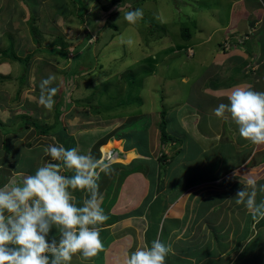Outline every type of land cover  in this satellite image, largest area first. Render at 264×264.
Returning <instances> with one entry per match:
<instances>
[{
    "label": "rangeland",
    "instance_id": "1",
    "mask_svg": "<svg viewBox=\"0 0 264 264\" xmlns=\"http://www.w3.org/2000/svg\"><path fill=\"white\" fill-rule=\"evenodd\" d=\"M234 1L0 0V49L12 44V50L20 58L31 54L25 66L0 55V104L10 101L12 107L16 105L17 111L5 109L13 114L16 124L20 117L22 124L49 127L48 133L37 132L44 135L41 143L45 145L57 139L65 148L78 147L82 153L91 149L92 156L98 148L101 149L97 151L99 159L124 164L142 156V160L147 159L146 167L142 168L148 172L151 191L161 180L163 184L165 180V186L170 189L180 182L188 188L196 182L194 177L210 178L212 171L220 166L216 160L239 159L234 145L222 139L239 142L241 154L248 150L239 133L236 142L233 133L228 135L234 123L230 116L224 119L214 115L213 109L220 103H228V94L209 103L194 90L202 80H208L213 70L231 65L232 79H242L244 75L247 81L255 80L254 84H261L260 78L264 80V16L256 25L247 15H238V20L229 17L232 6V13H241L245 7L255 9L252 13H256L264 10V3L245 6L244 1ZM138 8L143 10L141 20L135 24L124 20L126 12ZM257 33L260 37L256 41ZM54 48L56 52L48 51ZM76 65H81L78 72H75ZM243 65H247L246 68L251 65L248 75H241L245 70ZM257 65H262L260 70H256ZM71 70L74 73H70ZM255 70L258 74L261 72L260 78L256 77ZM49 74L56 77L50 85L58 89L54 100L62 99L56 106L59 113L62 110L58 118L56 104L48 110L39 101L40 82ZM220 74L223 79L228 78L225 68ZM190 101L197 102V109ZM66 103H69L67 107ZM162 108H166L168 134L184 139L183 165L173 162L177 160L176 150L183 144L173 147L170 142L159 139L157 122ZM181 114L188 129L185 125L183 128L184 122L179 120ZM196 114L199 116L195 117ZM235 127L238 128L236 124ZM18 130L12 128V133ZM21 130L37 131L32 125ZM205 135L222 139L204 142L205 145L213 142L204 147ZM126 137L134 148L124 147ZM5 142L0 145V155H17L14 154L17 144ZM44 148L37 146L22 153L21 167L34 174ZM110 149L115 155L104 158L103 153ZM162 151L166 156L159 162L157 157ZM221 165L225 166L226 162ZM3 166L8 172L12 171L13 176L17 174L14 169L19 165L16 163L14 167L7 163ZM188 170H193V174ZM104 177L101 175V183ZM173 194L175 196L177 190L174 189ZM148 198L155 199L151 193ZM159 199L152 202V209ZM150 228H153L152 223ZM225 237L222 233V238Z\"/></svg>",
    "mask_w": 264,
    "mask_h": 264
},
{
    "label": "crops",
    "instance_id": "2",
    "mask_svg": "<svg viewBox=\"0 0 264 264\" xmlns=\"http://www.w3.org/2000/svg\"><path fill=\"white\" fill-rule=\"evenodd\" d=\"M239 1H244L245 6L252 3L258 4L262 1V4L264 3V0H235L234 3ZM232 10L229 17L232 16L238 20L240 19L239 16L244 15L243 17H245L247 15L248 19L253 16L255 19L251 21H255V25L264 16L263 9H260L259 13H252L255 9L246 7L242 11L243 13H240V11L232 13ZM257 17H259L258 20ZM252 27L254 28V26ZM259 37L257 33L255 35L256 41L259 40ZM243 66H245V70L241 67L243 70L241 75H248L252 69L251 65L248 68H246L247 65ZM261 67L262 65H257L256 70H260ZM224 68L227 79H223L224 76L220 74ZM223 69L213 70L211 76H208V80L206 78V80H202L201 83L197 84L194 89L196 94H200L210 103L220 100L227 94L229 95L237 86L251 87L255 91L264 92V80L260 78L261 72L258 74V71L255 70V74L258 75L256 77L260 78L261 84H254L255 80L249 79L250 81H247V77H244V75H242V79H232L231 73L234 74L233 65L223 67ZM192 103L196 108L197 102L190 101V104ZM15 107L10 105V101L3 105L0 104V111H2L0 112V145L2 142L9 141L11 144L15 142L18 147L17 152L14 153L17 155H0V187L15 185L17 182L20 183L25 176L32 175L29 169L21 167L22 153L29 152L33 148L36 149L37 146H47L41 143L44 135H39L37 131L34 133H31V131L23 132L21 128L24 124H22L23 121L20 117L17 118L19 122L16 124L13 114L5 110L10 108L17 111ZM199 110L198 112H201V108ZM198 114L200 115V113ZM198 114L195 117H198ZM207 115L212 116L210 112H207ZM200 117L203 118L201 115ZM180 119L184 122L183 128L185 125L188 129L187 122L182 114L179 115ZM202 125L204 124L202 123ZM231 126L232 130L229 129L227 132L228 135L233 133V139L236 142V134L239 133V129L235 127L234 123H231ZM12 128L19 130L16 134H13ZM211 128L213 129V127ZM208 136L205 135V139H202L204 147L222 139L219 137L215 140L212 136L211 138ZM212 139L215 141L211 142L210 145L204 144V142L207 143ZM226 139L222 140L230 146L234 145V151L239 155V159L236 161H221L222 163L226 162L225 166L221 165L219 160H216L220 163V166L212 171L210 178L197 179L194 177L193 179L196 182H193L194 184L188 188H185L180 182L179 186L177 185L174 188L177 190L175 196L173 194L174 189L165 186V180L164 184L161 180L156 185V189L153 186L154 189L150 190L147 179L148 172L144 169L146 161L135 164L134 168L132 166L128 167L129 170L120 166L113 167L112 163L115 162H110L113 165V174L105 175L101 173L102 178L105 177L102 183L99 181L100 193L104 202V205H102L101 201V207L109 217L100 226V237L104 244V250L90 259H85L82 254L77 253L73 256L70 264H124V260L128 255L138 248L151 247L152 241L156 239L172 247L173 251L166 257V264H264V219H254L252 210L244 204L236 203V193L246 186L248 179L254 178L259 184H264V144L257 145L244 140L243 144L248 146V150L241 154L239 151L241 144ZM60 140L64 141L62 137H60ZM59 142L55 139L52 143ZM97 149H94L96 151L94 157L99 159L100 154L97 151L100 152L101 149ZM181 149H184V144L176 150L175 155L180 152L182 158L173 161L174 165L185 164L183 159L185 153ZM111 150L113 149L108 150L106 155V152L103 153L104 158L112 154ZM118 150L123 151V149ZM92 151L90 149L88 153L92 155ZM112 155H115V152ZM49 162L59 163L52 161L51 157L45 155L43 150L38 168ZM154 162L158 164V161L155 160ZM6 163L13 167L15 163L19 165L18 169H14L17 174L13 176L12 171L8 172L3 166ZM140 164L144 166L143 169L142 166L138 168ZM144 170L147 174L143 172ZM61 171L65 175L73 174L71 170L65 169L63 166ZM188 172L193 174V170H188ZM150 193L155 199H147ZM73 195L76 198L77 205L81 206L83 199L88 194L75 190ZM156 198L160 199L156 202V207L152 209V202ZM261 200H264V194L258 192L256 202L259 203ZM150 223L153 224L151 230L149 229ZM259 231L260 235H258ZM222 233L227 237L222 238ZM52 236H55L57 240L59 239V232L56 228L53 229L49 238L51 239Z\"/></svg>",
    "mask_w": 264,
    "mask_h": 264
},
{
    "label": "clouds",
    "instance_id": "3",
    "mask_svg": "<svg viewBox=\"0 0 264 264\" xmlns=\"http://www.w3.org/2000/svg\"><path fill=\"white\" fill-rule=\"evenodd\" d=\"M142 18L139 8L124 14L129 24ZM55 80V75L49 74L40 82L39 101L48 110L55 104L58 89L50 87ZM227 100L213 109L214 115L224 119L230 116L242 138L264 144V92L237 86ZM44 153L59 163H46L20 183L0 187V264H70L77 253L90 259L104 250L100 226L109 217L101 207L99 181L101 173L113 174L110 161L59 143L48 144ZM62 166L73 174H63ZM75 190L88 194L81 206L76 203ZM258 192L264 194V184L250 178L237 191L236 203L252 210L254 219H264V200L256 202ZM54 227L58 240L49 238ZM172 251L171 245L156 239L151 247L128 255L124 264H166Z\"/></svg>",
    "mask_w": 264,
    "mask_h": 264
},
{
    "label": "trees",
    "instance_id": "4",
    "mask_svg": "<svg viewBox=\"0 0 264 264\" xmlns=\"http://www.w3.org/2000/svg\"><path fill=\"white\" fill-rule=\"evenodd\" d=\"M116 0H114V2H115ZM130 2V1H129ZM119 8V6H117V8H116V10ZM262 10V9H261ZM258 13H259V11H258ZM258 18L259 17H257L256 19L258 20ZM252 19H255L253 16H252ZM252 24H253V22H252ZM183 36H185V37H187V34H185V33H183ZM245 40V39H244ZM12 48H13V46H12V44H9L8 46H7V48H4V49H0V55H5L6 57H9L11 60H18L23 66H25V63H26V61H28L27 59H29L30 57H31V54H27L24 58H20L19 56H17L16 54H15V52H14V49L12 50ZM38 49V48H37ZM36 49V50H37ZM49 52H56L57 50L54 48V49H51V50H48ZM248 52L249 53H251V51L250 50H248ZM12 55V56H11ZM15 56V57H14ZM17 56V57H16ZM17 58V59H16ZM18 58H20V59H18ZM76 62V64H77V62L78 61H75ZM27 65V64H26ZM76 69H75V72H78V70L79 69H81V65H76V67H75ZM70 73H74V71L73 70H71V72ZM68 81V80H67ZM55 101V112L57 113L56 115H57V118H58V116L60 115V113L62 112V110L60 111V113H59V108L58 107H56L57 105H58V103H61L62 102V99L60 98V99H57V100H54ZM69 105V103H66V107ZM165 113H166V108H162L161 110H160V121L159 122H157V127H158V129H159V139L161 140V141H163L164 143H168V142H170L171 143V146H173V147H175L176 146V144H180V143H184L183 141V138H174V137H172L171 135H169L168 134V132L166 131V126H167V122H166V119H165ZM29 125H32L36 130H37V132H39L40 134H42V133H48V129H49V127H47V126H40V125H38L37 123H32V124H26V123H24V125H23V127L25 128L26 126H29ZM145 131V130H144ZM147 135H149L148 134V132H147ZM127 136H129V135H127ZM153 136V135H152ZM147 140L151 143V139L149 138V137H147ZM148 142V143H149ZM147 143V144H148ZM173 143H175L174 145H173ZM146 144V145H147ZM193 144H194V142H193ZM132 145L130 144V142H129V140H127V137H126V140H125V148L126 149H128L129 147H131ZM133 147V146H132ZM104 148H105V146H104ZM134 148V147H133ZM172 148V147H171ZM107 148H105L104 150H106ZM181 151L183 152V153H185L186 154V150H182L181 149ZM108 153V152H107ZM107 153H105V155L107 154ZM178 156H176L177 157V160H179L180 158H182V156L180 155V152H178V154H177ZM165 152L164 151H162V154H161V156L160 157H157L158 158V161H163V159L165 158ZM142 162H145V160H142V158H134V159H132L131 160V162H129V165L127 166L126 164H124V163H118V162H115V163H112L113 165V167H116V166H120V167H123V168H125L126 170H129V168L128 167H130V166H135V164H138V163H142ZM140 166H142L143 167V165L142 164H140L139 165V167L138 168H140ZM134 168V167H133ZM143 169V168H142ZM145 174H147V172H145V171H143Z\"/></svg>",
    "mask_w": 264,
    "mask_h": 264
},
{
    "label": "bare ground",
    "instance_id": "5",
    "mask_svg": "<svg viewBox=\"0 0 264 264\" xmlns=\"http://www.w3.org/2000/svg\"><path fill=\"white\" fill-rule=\"evenodd\" d=\"M15 57V56H14ZM17 57V56H16ZM17 59V58H16ZM18 59H20V58H18ZM23 119V118H22ZM24 122V121H23Z\"/></svg>",
    "mask_w": 264,
    "mask_h": 264
}]
</instances>
